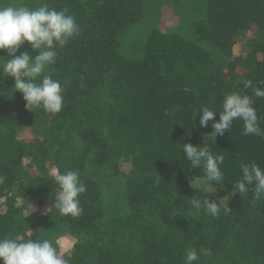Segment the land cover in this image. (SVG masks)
<instances>
[{
  "label": "trees",
  "instance_id": "1",
  "mask_svg": "<svg viewBox=\"0 0 264 264\" xmlns=\"http://www.w3.org/2000/svg\"><path fill=\"white\" fill-rule=\"evenodd\" d=\"M45 4L67 9L80 34L46 69L64 88L59 113L28 110L13 79L0 76V237L51 240L70 264H184L190 247L211 249L196 264H264V196L249 185L227 203L231 212H197L193 197L220 202L192 187L203 166L193 169L182 149L223 155L227 190L242 178L241 163L264 169V137L243 135L235 120L214 141L198 111L209 107L218 121L223 96L238 92L254 100L264 130V97L253 91L264 90V0H205L203 16L185 12L186 0H0ZM24 51L38 54L27 42ZM121 163L131 166L124 193ZM55 168L85 183L81 216L54 207Z\"/></svg>",
  "mask_w": 264,
  "mask_h": 264
},
{
  "label": "clouds",
  "instance_id": "2",
  "mask_svg": "<svg viewBox=\"0 0 264 264\" xmlns=\"http://www.w3.org/2000/svg\"><path fill=\"white\" fill-rule=\"evenodd\" d=\"M79 34L80 27L76 18L68 14L67 9L57 11L46 4L36 8L0 6V50L10 57L6 60L4 56H0V76L13 79V88L22 95L28 110L42 109L53 115L62 110L64 88L59 80L53 79L52 75L46 72V69L56 63L57 49L65 47ZM25 42L33 51L38 52L34 58L28 51L17 54ZM251 86L250 80L244 81L245 88ZM253 91L256 97H264V90L256 88ZM254 103L248 95L238 92L225 94L219 120L215 119V110L202 107L198 110L202 113L199 126L206 128L211 121L213 131L209 134L215 141L216 137L224 135L225 130L229 131L233 121L240 120L243 122V135L264 137V130L259 126L256 109L253 107ZM182 149L193 169L203 166L205 180L210 187L213 188V184L220 185L224 181L220 169L224 161L223 155H214L207 145L194 146L185 143ZM240 169L242 178L236 182L234 190L244 194L249 191V185H254L255 196H264V169L256 163H241ZM52 178L58 186L54 207L63 216H81L83 209L79 196L86 192V185L80 179L79 173L74 170L61 172L59 168H55ZM3 182L4 177L0 175V184ZM191 204L197 212L203 208L214 218L219 216L222 210L225 214L232 210L227 201H223L221 205L216 200L201 201L193 197ZM183 256L184 264H196L201 256H211V249L201 248L198 253L195 248L190 247L185 250ZM0 261L2 264H70V259L62 256L51 240L26 239L21 235L0 237Z\"/></svg>",
  "mask_w": 264,
  "mask_h": 264
},
{
  "label": "rangeland",
  "instance_id": "3",
  "mask_svg": "<svg viewBox=\"0 0 264 264\" xmlns=\"http://www.w3.org/2000/svg\"><path fill=\"white\" fill-rule=\"evenodd\" d=\"M186 5L187 6L185 7V12H189L193 16H200L201 14L203 16L205 13V0H186ZM177 14L179 15V13H177ZM248 38H251V33H247V36L241 42H239L236 45V47L234 49L235 55L244 54V52H245L244 45H245ZM130 172H131L130 164L129 163H121L120 170H119V176L116 179H117V182L119 184V188H120L121 192H123V193H124L123 184L125 182V178L127 176H129ZM191 185H192V187L202 191L204 194L205 193H212V192L216 193L218 195L217 199L219 200L221 205L223 204V201H227V203H228V202L232 201L233 199L238 198L240 196V193H237V192L232 191V190H227V189L223 188L221 184L220 185L213 184V188L210 187L208 185V182L205 180V178L192 179ZM221 192H223V193H221ZM222 198H223V200H221ZM62 243H63L62 249L65 248V250L70 245L67 240H63Z\"/></svg>",
  "mask_w": 264,
  "mask_h": 264
}]
</instances>
